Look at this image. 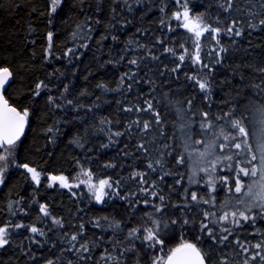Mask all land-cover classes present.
I'll return each instance as SVG.
<instances>
[{
	"label": "snow or ice",
	"instance_id": "obj_1",
	"mask_svg": "<svg viewBox=\"0 0 264 264\" xmlns=\"http://www.w3.org/2000/svg\"><path fill=\"white\" fill-rule=\"evenodd\" d=\"M67 2L45 0L39 7L32 5L30 8L29 15L38 12L41 18H47V26H51L46 32V45L42 49V67L44 62L56 56L70 58L82 55L79 48L88 47L91 33L95 31L91 23L93 15L88 14V9L94 7L96 13L103 12L102 0L87 6L85 0H79V11L84 12V18L74 25V30L69 34L71 46H66L62 53H58L54 43V20ZM170 5H174V9ZM21 7L24 5H13L14 9ZM73 7L77 5L72 4L70 12ZM117 8L121 11L117 12ZM153 8L158 9L160 14L155 21L158 28L153 31L149 26L142 31L137 27L135 31L139 35L125 42L118 59L107 61L113 64L125 62L129 45H134V50H143L144 56L133 55L126 61L129 71L120 74L117 88L125 85L131 95L134 83L151 85L147 95L139 93L143 97L142 103L123 105L126 113L148 114V119L141 120L140 115H137L135 119L125 121L126 127L121 131H113L112 121L108 118L101 117L99 121L101 131H105L104 125L108 126L109 143L125 131L136 129L143 134L133 151L128 150L127 144L122 151L125 161L134 152L141 154L136 157L135 165L128 166L130 170L126 177L114 178L107 174V170L116 172L115 159L98 163L100 172L97 174L92 167H85L80 159L73 157L74 164L79 168V174L73 178L62 171L45 173L39 166L28 161L21 162L19 150L23 144L22 137H26V129L31 127V118L36 115V101L43 90L51 92L56 89L59 95L47 96L45 103L48 112L39 117L42 122H46L49 112L54 113L55 110L72 106L76 109H93L97 105L95 101L83 104L77 103L76 98L69 99L71 82L61 81L62 89L52 83L57 72L66 76L60 69L26 83L28 76L36 71L30 62L31 58L23 59L25 49L17 50L12 38H0L4 43V47L0 48V184L7 183V178L12 175L10 170L20 171L24 181L37 186L45 175L48 188L58 185L72 191L73 187L79 188L83 184L89 202L116 205L121 216L118 219L116 215L93 214L89 220L80 218L78 225H73L74 230L64 231L67 224L65 219L53 214L47 202L40 203L38 219L45 223L50 220L51 226L45 230L36 223H4L0 226V248L12 243L11 229L27 228L33 235L28 237L30 244L23 251L32 264H36L38 255L32 253V244L42 249L51 238L49 233L55 231H59L60 235L52 242L51 249L57 248L60 243L65 247L59 248V254L52 253L46 257L40 252L42 264H264V228L259 226L264 224V62L254 68L262 77L258 83L229 89L219 103L213 99L216 87L214 73L225 62L230 51L229 45L223 42L224 37L227 36L234 47L238 43L235 38L243 35L245 26L249 29L264 28V0H209L207 5L202 0H160L159 5H148L143 0H112L110 19L117 20L120 17L117 23L131 25L135 16L132 20L127 19L123 16L124 12H139L143 21ZM234 12L237 15H233ZM173 21L176 22V28L185 30L187 39L180 40L174 35L171 41L165 39L175 32ZM95 22L99 24L101 21L96 18ZM110 28L114 29L115 25H105L106 32ZM29 29L31 34V25ZM156 31L160 34L157 35ZM149 35L155 43L141 41V37ZM11 36L8 33V37ZM208 37L211 43L205 55L204 41ZM106 39L107 36L101 33L97 43ZM111 39L116 42L120 36L112 34ZM31 43L35 45L36 40L32 39ZM157 46L173 58L171 67L167 63L162 64L163 70L158 72L160 77L167 72L169 75L175 74L179 80V73L186 63L190 69L192 66L198 69L185 73V79L194 82L196 95L175 99L170 89L164 94L169 104L177 106L180 122L172 123L173 131L178 129L180 132L182 143L178 146L179 152L175 144L176 136L168 135L167 121L162 110L156 107V98L151 95L158 81L154 77L137 80L138 70L132 68L142 63L145 57L152 61L161 60V56L155 52ZM28 51L32 52V57L36 56L33 49ZM71 62L69 59V64ZM148 72L151 73L152 69L149 68ZM243 80L241 76V82ZM164 83L168 84V81ZM96 87L112 90L103 81ZM9 89H12L11 94ZM90 95L92 93L87 88L77 94L78 97ZM214 106L218 109L216 113L211 111ZM59 123L60 119L54 118L52 124L41 129L48 142L55 143L59 133L56 125ZM150 132L152 135L146 142L143 137ZM161 140L164 143H160ZM69 143L85 147L84 137L78 133ZM149 144L158 153L154 159L148 158L151 154ZM108 146L102 144L100 147ZM141 158L146 162L145 168L139 166ZM124 167V164H120L121 170ZM165 167L169 169L167 172L164 171ZM181 167L185 169L184 172L172 171L173 168ZM80 176L85 179L80 180ZM168 176L173 177L174 184L165 185L169 189L165 193L161 184ZM177 176L180 178L176 179ZM185 176L187 186L182 182ZM176 186L183 191H177ZM220 193H223V198ZM174 194L177 197L175 201L172 199ZM72 195L77 196V193L72 191ZM13 204L20 212L26 211L20 201L9 202V211ZM11 214L15 216L14 212ZM89 224L93 236L84 239ZM249 226L251 231H248ZM97 230L99 236L95 235ZM37 236L45 239L42 241ZM103 245H109L110 248L106 246L103 251H99ZM97 251L98 257L95 256Z\"/></svg>",
	"mask_w": 264,
	"mask_h": 264
},
{
	"label": "trees",
	"instance_id": "obj_2",
	"mask_svg": "<svg viewBox=\"0 0 264 264\" xmlns=\"http://www.w3.org/2000/svg\"><path fill=\"white\" fill-rule=\"evenodd\" d=\"M44 2L45 0H0V38H12L13 42L17 45V50L20 48L25 49L23 59L27 60L31 58L30 62L36 71L28 76L26 83H30L35 77L44 78L48 72L60 69L66 76H61L60 72H57L56 76L52 78V83L57 84L62 89V83L71 82L72 89L68 95L69 99L76 98L77 103L83 104H92L95 101L97 107L93 109H76L74 106L66 107L62 110H55L54 113L49 112L45 118L46 122H42L39 117L42 113L48 112V106L45 103L47 96L49 94L59 95L56 89H52L51 92L43 90L41 96L36 101V115L31 118V127L26 129V137H22L23 144L19 150V158L21 162L28 161L39 166L45 173L47 171H62L70 178L76 177L79 174V168L74 164L73 157L80 159L85 167H92L97 174L100 172L98 163L107 159H115L117 161L116 172L107 170V174L112 175L114 178L117 176L126 177L130 170L128 166L135 165L136 157L141 154L134 152L125 161L122 158V151L126 144L129 145L128 150L133 151V147L143 134L139 133L136 129L125 131L122 136L114 137L113 142L109 143L106 131L108 126L104 125L105 131H101L99 121L101 117L108 118L112 121V130L121 131L126 127L125 121L133 120L137 115H140L141 120L148 119V114L126 113L123 110V105L124 103H142L143 97H140L139 93L143 92L147 95L151 85H137L134 83L131 95L128 94V89L125 85H121L119 89L117 88L120 74L129 71L126 61L131 59L133 55L144 56L143 50H134V45H129V52L125 54V62L113 64L107 63V61L118 59L125 47V42L130 38L135 39L139 35L135 31L137 27L141 28L142 31L149 26L153 31L158 28V25L155 23L160 15L158 9L153 8L143 21L140 19L139 12H135L134 14L124 12L123 16L127 19L132 20L133 15L135 16L133 24L124 25L117 23L121 19L120 17H117V20L110 19L112 0H102V14L96 13L94 7L88 9V14L93 15L91 23H93L95 31L91 33L92 39L89 40L88 47L79 48V52L82 55L70 58L56 56L48 62H44V66L42 67V49L46 45V32L51 26H47L46 17L41 18L38 12L29 15V12L32 5L39 7ZM97 2L99 0H85V5H95ZM143 2L148 5L152 3L159 5L160 0H143ZM202 2L207 5L209 0H202ZM253 2H258V0H253ZM14 4L24 5V7L14 9ZM72 4L77 5V7H73L70 12L69 8ZM78 5L79 0H68L64 9L54 20V43L56 46L55 50L58 53H62L66 46H71L72 41L69 34L74 30V25L84 18L85 14L79 11ZM137 7L140 6L137 5ZM170 7L174 9L175 6L170 5ZM40 10L43 11L42 8ZM116 10L117 12L121 11L119 8ZM233 15H237V13L234 12ZM96 18H99L101 21L99 24L95 22ZM172 23L175 32L166 36L165 39L171 41L173 35L180 40L187 39L185 30L176 28L175 21ZM108 24L115 25V28H110L106 32L105 25ZM29 25L32 26L31 34ZM8 33H11L12 36L8 37ZM101 33H104L107 39L98 44L97 40ZM112 34L119 35L120 40L116 42L112 41ZM156 34L159 35L160 33L156 31ZM32 39L36 40L35 45L31 43ZM235 39L238 43L234 47L229 43L227 36L223 39V42L229 45L230 51L227 54L225 62L219 65L214 73L216 87L213 91V99L217 103L225 97L229 89H235L237 85L258 83L262 78L260 74L254 71V68L261 64V62H264V28L249 29L245 26L243 35ZM141 41L155 43L150 35L141 37ZM204 43L206 55L211 43L210 37L206 38ZM3 47V40L0 39V48ZM28 49H33L36 52V56L32 57V52L28 51ZM155 52L161 56V60L152 61L149 57H145L142 63L134 65L132 68L138 70L137 80L141 78L147 80L154 77L158 81L156 89L151 95L156 98L158 102L156 107L162 110V114L167 121L168 135L176 136L175 144L177 145V152H179L178 146L182 143L180 132L178 129L175 132L173 131L174 125L172 123L173 121H176L177 124L180 122L177 118V106L169 104L168 100L164 98V94L170 89L175 99H186L192 95H196L194 82L186 80L185 73L198 69H196V66H192L190 69L186 63L183 71L179 73V80L176 79L175 74L169 75L167 72L164 73L163 77H160L158 72L163 70L162 64L167 63L171 67V60L173 58L170 54L163 53L159 46L156 47ZM69 59L72 61L71 64H69ZM248 65H252V67ZM149 68L152 69L151 73L148 72ZM73 69H76V71L73 72ZM200 74L203 75V72ZM86 76L88 77L87 80H85ZM241 76L244 77L243 82H241ZM165 80L168 81V84L164 83ZM101 81L107 83L108 88L112 90L97 88L96 85ZM84 88H87L92 95L78 97L77 94ZM8 92L11 94L12 89H9ZM118 101L120 103H117ZM224 110L226 111L227 109ZM211 111L216 113L218 109L214 106ZM54 118L60 119V123L56 125L59 128V133L56 135L55 143H51L46 140V136L41 129L52 124ZM65 120L68 123H64ZM77 133L84 137V148L69 143L70 139ZM151 135L152 133L150 132L147 136L143 137L146 142L149 141ZM129 137H131V140ZM160 143H164V141L161 140ZM102 144L109 146L101 148ZM149 148L151 154L148 158H156L158 153L153 149L151 144H149ZM48 153H52V155L49 156ZM89 158H92L91 163H89ZM120 164L125 165L123 170H121ZM139 166L141 168L146 167V162L143 158L140 159ZM168 170V167H165L164 171L167 172ZM10 171H12V175L7 178V183L0 184V226L4 223L11 224L23 221L25 225L36 223L38 227L47 230L51 226L50 220L45 223L38 219V215H40L39 204L44 202L50 205L53 214L65 219L67 224L64 231L74 230L73 225H78L80 218L89 220L93 214H111L116 215L118 219L121 218L116 205L96 204L95 201L89 202L87 195H85L87 191L86 186L83 184L79 188L73 187L72 191L77 193V196H73L72 191L60 188L58 185L54 188H48L46 175L42 176L41 184L37 186L31 182L24 181L20 175V171ZM172 171L184 172L185 169L182 167L173 168ZM179 178V176L176 177V179ZM83 179L85 177L80 176V180ZM182 182L186 186L188 185L187 176L184 177ZM169 184H174L172 176L166 177L161 184L164 187L165 193L169 191L165 185ZM176 187L177 191H183L179 186ZM220 196L223 198V193H220ZM172 199L173 201L177 199L175 194ZM14 201H20V204L26 211L20 212L15 204H13L11 211H9L8 204ZM77 209H80V211L77 212ZM114 209L117 210L114 211ZM169 210L171 211V209ZM12 212L15 213V216L11 214ZM259 226L264 228V224H260ZM248 231H251V226H249ZM30 235L33 234L29 233L27 228L11 229L12 243L0 248V264H32L28 255L23 251L30 244L28 239ZM59 235V231L49 233L51 238L47 240L42 249L40 246L32 244V253L38 254L36 264H42L39 256L40 252H43V255L46 257L52 253L59 254V248L65 247L63 243H60L57 248L51 249L52 242L57 240ZM95 235L99 236L100 232L97 230ZM109 235H111L110 231ZM92 236L93 230L91 224H89L84 239L92 238ZM37 239L43 241L45 238L37 236ZM106 246L110 248L109 245H103L99 251H103V248ZM99 251L95 252V256H99Z\"/></svg>",
	"mask_w": 264,
	"mask_h": 264
}]
</instances>
